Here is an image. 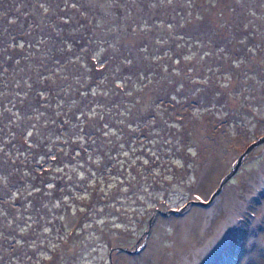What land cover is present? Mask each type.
I'll list each match as a JSON object with an SVG mask.
<instances>
[{
    "label": "trees",
    "instance_id": "1",
    "mask_svg": "<svg viewBox=\"0 0 264 264\" xmlns=\"http://www.w3.org/2000/svg\"><path fill=\"white\" fill-rule=\"evenodd\" d=\"M262 68L264 0H0V264L80 258L63 209L174 182V105L228 119Z\"/></svg>",
    "mask_w": 264,
    "mask_h": 264
},
{
    "label": "rangeland",
    "instance_id": "2",
    "mask_svg": "<svg viewBox=\"0 0 264 264\" xmlns=\"http://www.w3.org/2000/svg\"><path fill=\"white\" fill-rule=\"evenodd\" d=\"M251 80L239 102L243 112L228 119L216 111L196 113L190 98L174 105V114L185 118L180 133L190 144L163 155L174 158V182L153 187L157 191L144 201L131 193L128 202L86 196L79 206L63 209L58 222L63 235L75 228L88 239L77 250L81 257L69 264H264V139L219 185L249 140L264 133V86L260 76ZM155 168L158 178L172 179L170 167ZM206 176L211 177L202 188ZM90 204L93 210L86 216ZM183 204L178 212L159 210ZM123 210H136L127 224ZM40 264L62 263L46 257Z\"/></svg>",
    "mask_w": 264,
    "mask_h": 264
},
{
    "label": "water",
    "instance_id": "3",
    "mask_svg": "<svg viewBox=\"0 0 264 264\" xmlns=\"http://www.w3.org/2000/svg\"><path fill=\"white\" fill-rule=\"evenodd\" d=\"M264 139V133L258 135L256 138H253L251 140H249V142L246 144V146L242 149V151L239 153V155L237 156L236 160L234 161L233 165L231 166V168L224 173V175L221 177V180L219 183H221L222 181H225V178L232 173L235 168L237 167V164L240 162V160L244 157L245 153L250 149V147L252 145H254L256 142L260 141ZM193 200V199H192ZM186 206V204H183L179 207H168L166 209L163 208H159V210H161L162 212H178L180 210H182L184 207Z\"/></svg>",
    "mask_w": 264,
    "mask_h": 264
},
{
    "label": "bare ground",
    "instance_id": "4",
    "mask_svg": "<svg viewBox=\"0 0 264 264\" xmlns=\"http://www.w3.org/2000/svg\"><path fill=\"white\" fill-rule=\"evenodd\" d=\"M241 151H242V150H241ZM241 151H240V152H241ZM235 160H236V159H235ZM225 161H226V159H225ZM263 162H264V161H263ZM219 165H220V163H219ZM262 166H263V165H262ZM213 170H215V169H213ZM245 175H247V173L244 174L243 177H244ZM210 177H211V176H210ZM210 177H208V176L205 177V181H204L205 183H204V185L202 186V188H203L205 185H206V187H207V184L209 183V182H208V181H209L208 179H209ZM253 177H254V176H253ZM256 177H257V176H256ZM207 182H208V183H207ZM223 183H225V181H222L219 185L221 186V185H223ZM218 187H219V186H218ZM228 199H229V198H228ZM219 200H220V199H219ZM221 202H222V201H221ZM223 202H225V201H223ZM227 202H228V201H227ZM227 202H226V203H227ZM193 215H194V214H193ZM188 217H189V216H188ZM199 218H200V217H199ZM203 218H204V216H203ZM193 220H194V219H193ZM198 220H199V219H198ZM200 228H201V226H200ZM174 256H175V255H174ZM176 256H177V255H176ZM173 258H174V257H173ZM172 261H173V260H172ZM183 264H184V263H183Z\"/></svg>",
    "mask_w": 264,
    "mask_h": 264
}]
</instances>
